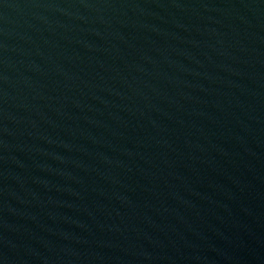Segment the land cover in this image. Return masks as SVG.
Listing matches in <instances>:
<instances>
[{
    "label": "water",
    "instance_id": "1",
    "mask_svg": "<svg viewBox=\"0 0 264 264\" xmlns=\"http://www.w3.org/2000/svg\"><path fill=\"white\" fill-rule=\"evenodd\" d=\"M0 264H264V0H0Z\"/></svg>",
    "mask_w": 264,
    "mask_h": 264
}]
</instances>
